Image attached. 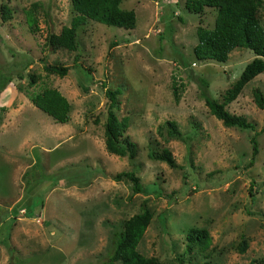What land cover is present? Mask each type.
Listing matches in <instances>:
<instances>
[{
    "label": "rangeland",
    "instance_id": "obj_1",
    "mask_svg": "<svg viewBox=\"0 0 264 264\" xmlns=\"http://www.w3.org/2000/svg\"><path fill=\"white\" fill-rule=\"evenodd\" d=\"M1 3L12 14L0 18V264H104L114 233L143 204L152 213L137 246L145 256L166 264H264V110L254 99L255 89L264 96V72L226 104L254 129L226 127L210 113L205 98L222 102L255 56L235 48L224 62L195 58L197 27H213L214 8L195 13L185 0H123L120 8L135 13L134 28L87 20L70 51L49 43L76 14L70 0ZM33 3L39 4L33 12L38 28L31 32L26 10ZM259 15L264 27V3ZM52 65L68 67L67 73L45 70ZM45 87L69 102L66 123L30 102L28 95ZM116 88L114 112L127 119L125 135L137 146L133 159L105 147L100 113L106 90ZM166 120L175 122L178 137L168 136ZM163 148L177 168L148 158L149 149ZM126 170H134L146 191L134 193L128 180L113 179ZM26 172L33 181L28 189ZM55 176L61 182L50 188ZM39 183L49 188L43 207L27 216L24 204ZM191 227L207 229L211 243L180 262ZM243 238L247 248L240 253Z\"/></svg>",
    "mask_w": 264,
    "mask_h": 264
},
{
    "label": "trees",
    "instance_id": "obj_2",
    "mask_svg": "<svg viewBox=\"0 0 264 264\" xmlns=\"http://www.w3.org/2000/svg\"><path fill=\"white\" fill-rule=\"evenodd\" d=\"M123 0H70L76 14L72 17L68 26H63L59 34L51 33L49 43L53 46L66 48L67 50L77 49L76 30L87 20H93L105 25L134 28L136 25L135 13L132 9H122L120 4ZM264 0H185V8L195 13H201L205 7L214 8L216 11L212 28L197 27V43L193 47V53L198 60H215L224 62L229 53L235 48H246L254 53V57L249 61L237 80L224 92L223 101L219 102L214 98H205V103L212 115L219 119L226 127H238L240 129H254V124L244 116L230 113L226 109V104L231 102L239 94L244 85L256 75L264 72V27L260 19V9ZM39 4L33 3L26 10L27 22L31 32L37 29V19L34 9ZM12 10L7 3L0 4V18L7 21L11 18ZM45 70L51 73L64 76L68 67L65 66H45ZM36 78L30 75V85L34 84ZM121 93L120 88L114 90L107 89L105 95L107 104L104 112L100 113L104 121V136L106 150L120 157L133 159L137 154L136 143L125 135L128 127L127 119H119L114 112L117 109L116 96ZM175 99L179 95L174 89ZM30 102L42 112L50 116L55 122L66 123L69 119L70 104L67 99L52 87H45L41 91L28 95ZM256 105L264 110V96L258 90H254ZM5 111V107L0 106V115ZM96 120H99L96 117ZM168 125V136L174 135L176 124L173 120H166ZM158 127V133L161 129ZM181 140L184 138L181 137ZM252 158L258 152V144L255 137H252ZM148 158L165 162L173 168L178 165L174 162L171 152L163 148L160 152L152 149L148 150ZM26 189L32 185V180L24 173ZM58 176V175H57ZM54 177L50 188L60 184L61 179ZM115 181L128 180L132 185V191L144 192L146 189L141 185L138 175L134 170H126L116 173L113 176ZM40 183L44 182L38 180ZM39 183V190L32 197L30 204H24L25 215L33 216L39 213L43 207L42 194L49 189ZM159 194V192H157ZM152 218L151 211L145 204L141 206L140 212L132 215L123 222V228L114 233L115 243L112 252L104 264H166L154 256H145L137 249L143 234ZM186 245L183 253L177 260L184 262L185 253L196 249L206 250L211 237L205 228L191 227L185 234ZM247 248L246 240L243 238L237 246L240 253H244ZM13 253V251H12ZM14 254V253H13ZM15 256V254L13 255ZM264 263V257L260 259ZM251 260L246 264H257ZM11 264V263H9ZM203 264H208L206 261Z\"/></svg>",
    "mask_w": 264,
    "mask_h": 264
}]
</instances>
